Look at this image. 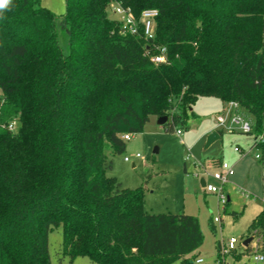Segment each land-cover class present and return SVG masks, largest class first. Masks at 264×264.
I'll list each match as a JSON object with an SVG mask.
<instances>
[{"label":"trees","instance_id":"obj_1","mask_svg":"<svg viewBox=\"0 0 264 264\" xmlns=\"http://www.w3.org/2000/svg\"><path fill=\"white\" fill-rule=\"evenodd\" d=\"M65 3L61 18L41 0H11L0 12V125L18 123L16 132L0 127V264H51L49 233L59 227V260L197 264L199 219L147 213L143 187L107 176L108 152L123 153V135L141 134L152 117L188 130L203 97L239 103L261 134L264 0ZM112 5L131 9L137 34L108 16ZM146 10L158 12L152 37L141 21ZM162 49L165 61L156 64ZM254 147L264 154V142ZM250 231L261 232L264 254V211Z\"/></svg>","mask_w":264,"mask_h":264},{"label":"rangeland","instance_id":"obj_2","mask_svg":"<svg viewBox=\"0 0 264 264\" xmlns=\"http://www.w3.org/2000/svg\"><path fill=\"white\" fill-rule=\"evenodd\" d=\"M41 1L58 18L66 14L65 0ZM114 7L112 5L108 10V16L120 20L114 13ZM58 36L62 50L67 53L68 37L61 23L58 24ZM224 108V104L216 98H200L189 116V129L181 134L158 125V119L152 117L141 134H132V139L125 142L123 153L109 150L112 168L107 171V176L125 189L143 187L145 210L149 214L197 217L205 240L194 255L195 260H203L202 264H218V243L221 245V264H264L254 260L257 253H263L261 232L250 231L253 220L264 211L261 200L264 192V154L256 147L250 148L260 134L229 133L219 128L216 118ZM218 130L222 131V136L206 149L209 135ZM126 157L130 158L129 162L125 161ZM221 162L228 163L235 171L224 186L226 197L230 199L226 211H223L220 195L208 193L201 185L204 179L207 185L222 186L212 177ZM230 238L238 240L236 255L223 251ZM249 238L252 241L245 248L243 243ZM62 239L61 227L49 233L51 264H97L88 257L59 260L62 257L58 254ZM173 264L185 263L178 259Z\"/></svg>","mask_w":264,"mask_h":264},{"label":"built area","instance_id":"obj_3","mask_svg":"<svg viewBox=\"0 0 264 264\" xmlns=\"http://www.w3.org/2000/svg\"><path fill=\"white\" fill-rule=\"evenodd\" d=\"M114 13L120 17V21L123 22L125 26L126 33L135 35L138 33V27L136 25L135 18L132 14L130 8H125L121 5H115ZM158 15L156 10H146L142 13L141 21L144 23V33L146 36L152 37L153 34V20ZM152 61L156 64L165 61V49L161 50V53L152 57ZM224 111L222 114L218 115L216 122L219 128L227 130L229 133H255V123L254 121L246 115L242 107L237 102L226 103ZM2 128H6L9 131L16 132L18 129V123L12 122L8 125H0ZM181 134V131H178ZM124 141H130L132 139L130 134L123 135ZM258 142H264V131L260 134L259 138H256ZM238 150V149H237ZM136 157H140L137 155ZM259 157V156H257ZM130 158L126 157L125 161L129 162ZM235 174L234 168L228 163H219L218 170L212 175V177L221 183V187H215L213 185H205L204 189L208 193L219 194L223 207L228 202L227 193L224 186L229 182V179ZM264 204V192L261 198ZM217 221V219H215ZM238 240L235 238H230L228 242L223 246L224 253L228 254L236 250ZM256 262H264V254L257 253L254 256ZM197 264H202V259L196 260Z\"/></svg>","mask_w":264,"mask_h":264},{"label":"water","instance_id":"obj_4","mask_svg":"<svg viewBox=\"0 0 264 264\" xmlns=\"http://www.w3.org/2000/svg\"><path fill=\"white\" fill-rule=\"evenodd\" d=\"M167 122H168V117H167V116L160 117V118H158V120H157V123H158V125H160V126H164ZM218 138H220L219 133H218L217 131L212 132V133L209 135L208 139H207V142H206L205 148H206V149L209 148V147L212 145V143H214ZM201 185H202V187H205L206 182L204 181V179L201 180ZM251 241H252V238L247 239V240L243 243V246H244L245 248L248 247V245L250 244Z\"/></svg>","mask_w":264,"mask_h":264},{"label":"clouds","instance_id":"obj_5","mask_svg":"<svg viewBox=\"0 0 264 264\" xmlns=\"http://www.w3.org/2000/svg\"><path fill=\"white\" fill-rule=\"evenodd\" d=\"M11 0H0V12H2L8 5H10Z\"/></svg>","mask_w":264,"mask_h":264},{"label":"crops","instance_id":"obj_6","mask_svg":"<svg viewBox=\"0 0 264 264\" xmlns=\"http://www.w3.org/2000/svg\"><path fill=\"white\" fill-rule=\"evenodd\" d=\"M225 105V104H224ZM252 145V144H251ZM251 148V147H250ZM230 200V199H229Z\"/></svg>","mask_w":264,"mask_h":264}]
</instances>
